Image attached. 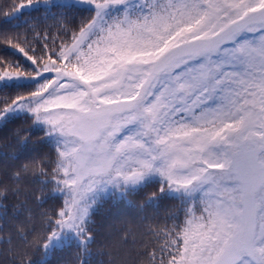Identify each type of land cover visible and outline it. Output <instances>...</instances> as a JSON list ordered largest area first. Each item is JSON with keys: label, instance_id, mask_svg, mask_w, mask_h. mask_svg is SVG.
I'll list each match as a JSON object with an SVG mask.
<instances>
[{"label": "snow or ice", "instance_id": "6c2138e0", "mask_svg": "<svg viewBox=\"0 0 264 264\" xmlns=\"http://www.w3.org/2000/svg\"><path fill=\"white\" fill-rule=\"evenodd\" d=\"M40 24L70 39L36 56L0 32L31 62L0 56V143L15 147L0 156L27 158L0 190V221L11 192L13 217L26 214L22 264H67V251L104 264L93 247L105 203L164 207L141 264H264V0H19L0 28ZM29 174L37 207L58 208L21 199ZM0 244V264H15L12 236Z\"/></svg>", "mask_w": 264, "mask_h": 264}, {"label": "trees", "instance_id": "16d2710c", "mask_svg": "<svg viewBox=\"0 0 264 264\" xmlns=\"http://www.w3.org/2000/svg\"><path fill=\"white\" fill-rule=\"evenodd\" d=\"M19 3V0H0V22L5 19L6 15L13 14L15 6ZM25 15L21 19L32 20L33 23H36V17L40 14L32 12L31 15L28 14L29 10L25 9ZM79 23V18H77V24ZM48 24H52V21H48ZM7 31L9 33V38L15 39L17 34L19 35V41L22 46L25 47L26 51L29 52V55L40 56L45 51V44L48 46V50L53 48H58L62 41H68L69 36H65L59 32L56 28H51L49 31L46 29L44 24L36 29L35 32L27 31L26 28L21 29H3L0 28V32ZM47 32V37L45 33ZM7 49V51H5ZM15 52V55L12 53ZM7 55L9 60L21 61L25 66L29 65L31 62L27 61L26 57L22 53L16 52L14 49H11L9 45L5 43V40L0 36V56ZM18 125H14L16 127ZM27 125H25L26 127ZM40 133H37L32 137L35 141ZM47 151V149H43ZM7 152L9 155L15 152L14 143L5 146L3 143H0V153ZM27 158L21 157L19 160L6 159L3 156H0V190L4 186H7L8 189H11L15 186L12 173L17 170L21 164L26 163ZM34 176L29 174L20 187L24 190L21 194V199L23 200L25 196L28 199V207L32 208L34 212L39 213L42 210H48L49 212L55 208H58L61 204V201L58 200H49L47 204L43 206V209L37 207V204L34 200L33 193L36 195L40 194V185L33 183ZM146 191L150 192L152 189H147ZM142 201V196L133 198L134 203H140ZM8 204V218L7 222L0 221V225L3 226V231H0V236L7 237L9 235L13 238L12 247L19 254L15 260V264H22L24 245L21 240L17 239L16 234V225L24 221L25 215H21L19 219H16L12 215V206L17 203L16 199L9 192V199L5 201ZM173 202L165 201V206H171ZM164 207L160 209V216L156 217L153 215V211L149 209L147 213H137L135 210H130L122 213H117L116 209L111 205V203H105L104 206L100 209L97 215L94 217L96 224L98 226V236L97 244L93 247V252H103L104 255L97 256V260L104 261V264H141L143 257L140 253L144 250L143 246L147 245L148 247H155L156 240L148 235L150 227H156L157 225L163 226L164 220ZM147 216V219L142 217ZM169 224L171 222H168ZM27 228H35L34 232H30L29 239L34 241V237H39L43 231L41 228V221L37 217L32 225H26ZM128 234V242L124 243L122 241V236ZM135 240V244H133ZM8 245L0 244V249H4ZM110 253L111 255H108ZM63 260L67 264H76L75 254L73 251H67L61 254ZM146 264V262H145Z\"/></svg>", "mask_w": 264, "mask_h": 264}]
</instances>
